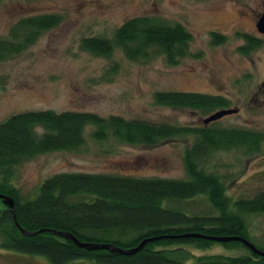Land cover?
<instances>
[{"label": "trees", "instance_id": "16d2710c", "mask_svg": "<svg viewBox=\"0 0 264 264\" xmlns=\"http://www.w3.org/2000/svg\"><path fill=\"white\" fill-rule=\"evenodd\" d=\"M60 21L57 13H32L17 17L0 37V60L33 44ZM247 53L261 42L241 35ZM211 43L224 37L211 33ZM190 33L177 22L158 16H135L122 21L110 37L80 39L81 49L108 56L118 49L129 60L146 61L161 56L175 65L188 55ZM156 105L188 108L208 114L228 106V99L189 91H155ZM91 126L96 141L112 138L130 145H156L192 136L183 152L184 176L179 178L136 176L121 172H58L42 179L32 195H21L13 183L15 167L38 154L73 150ZM264 146V131L237 127L180 126L119 115L92 112L27 110L0 121V194L13 203L12 213L0 199V249L39 255L48 264L86 260L92 264H264V256L239 241H215L211 237L249 238L247 218L264 212V189L250 197H232L225 178L207 161L216 153L236 151L251 157ZM202 203L204 207L200 205ZM53 229L73 235L79 242L112 244L130 249L149 239L132 254L105 249H85L72 240L50 232L25 236L18 230ZM214 243L228 249H246L235 255L194 254Z\"/></svg>", "mask_w": 264, "mask_h": 264}, {"label": "rangeland", "instance_id": "374dc122", "mask_svg": "<svg viewBox=\"0 0 264 264\" xmlns=\"http://www.w3.org/2000/svg\"><path fill=\"white\" fill-rule=\"evenodd\" d=\"M262 12L264 0H0V37L19 16H60L59 23L33 44L0 60V121L27 110H76L180 126L264 131V41L247 53L239 49L245 43L242 34L263 39L253 25ZM144 15L180 23L190 33L188 55L168 65L161 56L134 61L118 49L108 56L81 49L82 37H110L123 20ZM211 32L224 40L211 43ZM166 90L221 95L229 100L227 107L237 108V112L203 124L202 119L219 108L202 114L154 104L152 93ZM91 130V126L85 128L84 141L76 149L21 161L13 175L21 195H32L42 179L58 172L184 176L183 152L192 142L191 135L147 146L112 138L96 141ZM205 164L215 165L226 176V191L232 197H250L264 189V146L251 157L233 150L216 153ZM247 220L250 240L264 248V212ZM240 250L246 252L214 243L193 253L231 256ZM0 264L48 263L39 255L0 249ZM68 264L92 263L74 260Z\"/></svg>", "mask_w": 264, "mask_h": 264}, {"label": "water", "instance_id": "95a60500", "mask_svg": "<svg viewBox=\"0 0 264 264\" xmlns=\"http://www.w3.org/2000/svg\"><path fill=\"white\" fill-rule=\"evenodd\" d=\"M255 29L258 33L264 35V12H262L260 14V16L258 17V19L256 20ZM236 112H237V108H221V109H218V110L208 114L204 119H202V122H203V124H206L208 122L215 121V120H217V119H219L225 115L236 113ZM0 199H1L2 203L4 205H6V207H8V209L12 213V211H13L12 200L9 197L1 195V194H0ZM17 227H18V230L20 231V233H22L25 236H31V235L36 234L38 232L46 231V232H50L52 234H56V235H59V236L65 237V238H69L70 240L73 241L74 244H76V246L81 247V248H85L88 250H90V249H105V250H108L110 252H116V253L125 254V255L134 253L135 251L139 250L146 241L150 240V238L142 240L139 242V244L137 246L130 248V249H120V248H118L112 244L79 242L73 235H71L67 232L56 231L53 229H38V230H35L32 232V231L24 230L21 227H19L18 225H17ZM210 239L215 240V241H219V242L230 241V240L239 241L242 244H244L252 252H255L261 256H264V251L256 249L252 244H250L249 242H247L246 240H244L241 237L226 236V237H211Z\"/></svg>", "mask_w": 264, "mask_h": 264}, {"label": "flooded vegetation", "instance_id": "af4514ba", "mask_svg": "<svg viewBox=\"0 0 264 264\" xmlns=\"http://www.w3.org/2000/svg\"><path fill=\"white\" fill-rule=\"evenodd\" d=\"M259 16H260V15H259ZM259 16L256 17L255 22H256V20L258 19ZM255 22H254V24H253V25H254V28H255ZM255 30H256V29H255ZM211 33H212V32H211ZM259 34H260V33H259ZM261 35H262V34H261ZM262 37H263V39H264V35H262ZM263 39L259 38V39H257V40L264 41ZM209 95H213V94H209ZM216 95H217V94H216ZM228 101H229V100H228ZM228 104H229V103H228ZM222 108H228V107L226 106V107H222ZM219 109H221V108H219ZM228 115H229V114H228Z\"/></svg>", "mask_w": 264, "mask_h": 264}]
</instances>
